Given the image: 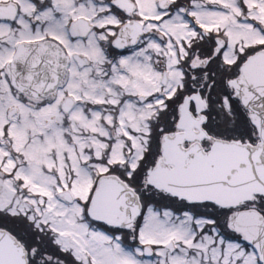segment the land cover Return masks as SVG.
<instances>
[{"label": "snow or ice", "instance_id": "snow-or-ice-1", "mask_svg": "<svg viewBox=\"0 0 264 264\" xmlns=\"http://www.w3.org/2000/svg\"><path fill=\"white\" fill-rule=\"evenodd\" d=\"M0 264H264V0H0Z\"/></svg>", "mask_w": 264, "mask_h": 264}]
</instances>
